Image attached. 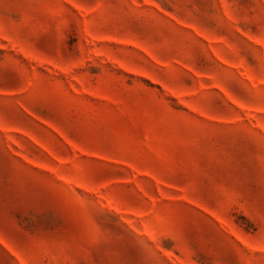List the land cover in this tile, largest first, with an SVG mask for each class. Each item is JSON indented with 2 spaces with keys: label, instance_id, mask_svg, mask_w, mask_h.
Segmentation results:
<instances>
[{
  "label": "rangeland",
  "instance_id": "1",
  "mask_svg": "<svg viewBox=\"0 0 264 264\" xmlns=\"http://www.w3.org/2000/svg\"><path fill=\"white\" fill-rule=\"evenodd\" d=\"M0 264H264V0H0Z\"/></svg>",
  "mask_w": 264,
  "mask_h": 264
}]
</instances>
